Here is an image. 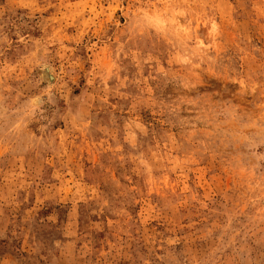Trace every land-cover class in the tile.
<instances>
[{"label": "rangeland", "instance_id": "rangeland-1", "mask_svg": "<svg viewBox=\"0 0 264 264\" xmlns=\"http://www.w3.org/2000/svg\"><path fill=\"white\" fill-rule=\"evenodd\" d=\"M0 264H264V0H0Z\"/></svg>", "mask_w": 264, "mask_h": 264}]
</instances>
